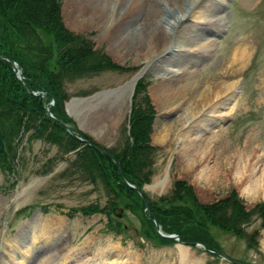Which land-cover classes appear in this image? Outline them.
I'll return each instance as SVG.
<instances>
[{"label":"rangeland","instance_id":"1","mask_svg":"<svg viewBox=\"0 0 264 264\" xmlns=\"http://www.w3.org/2000/svg\"><path fill=\"white\" fill-rule=\"evenodd\" d=\"M60 1L69 31L133 69L65 85L70 100H88L73 103L71 112L68 107L76 129L104 149H119L128 135L133 92L102 93L131 82L173 37L174 54L144 76L157 113V152L155 175L142 189L152 199L165 197L179 179L193 186L202 204L236 192L247 213L259 210L264 190L246 192L244 181L264 177V0ZM199 12L206 21L192 18ZM24 148L16 161L11 157L12 172L0 171V264H231L200 247L141 238V224L128 212L129 219H119L126 233L110 230L105 214L88 210L105 205V189L70 169L74 155L53 161L59 149L43 141L25 139ZM29 206L33 212H23ZM262 224L256 213L243 226L247 239L259 232L256 249L221 230L213 231L214 242L232 260L264 264Z\"/></svg>","mask_w":264,"mask_h":264},{"label":"trees","instance_id":"2","mask_svg":"<svg viewBox=\"0 0 264 264\" xmlns=\"http://www.w3.org/2000/svg\"><path fill=\"white\" fill-rule=\"evenodd\" d=\"M14 61L23 72V83L16 77L13 66L5 60ZM109 71H126L115 64L106 54L94 51L93 44L85 37L70 32L63 22L59 0H0V168L12 171V156L17 158L21 139L28 135L32 140H43L58 146L63 152H72L84 146L79 152L75 168L91 181L103 183L110 195V204L105 209L91 207L95 214L122 207L138 214L144 226L142 235L155 239L161 245H172V240L160 238L137 191L149 184L155 171L151 146L152 124L156 113L147 95L148 83L139 82L130 117V139L112 154L119 168L92 147L70 135L58 121L72 126L75 135L92 141L80 133L67 116L64 103L68 96L64 91L67 82L92 78ZM34 93L45 94V98ZM87 95V94H83ZM55 102L51 109L55 120L47 115V104ZM93 142V141H92ZM152 214L167 234H177L183 243H200L215 252L222 248L214 242L212 229H219L247 239L243 226L256 213L263 219L264 204L259 210L247 213L236 192L214 204H202L193 188L185 181H175L168 196L151 199L144 194ZM116 231L122 230L117 222ZM259 232L247 239L249 247L256 249Z\"/></svg>","mask_w":264,"mask_h":264},{"label":"bare ground","instance_id":"3","mask_svg":"<svg viewBox=\"0 0 264 264\" xmlns=\"http://www.w3.org/2000/svg\"><path fill=\"white\" fill-rule=\"evenodd\" d=\"M171 1L173 2L174 0H171ZM197 1H199V0H197ZM196 15H197V17H194ZM192 18L198 20L199 22H204V21H206L205 19H207V16L205 14H202L201 12H199L197 14H194L192 16ZM176 43L177 42H175L174 39L170 41V46H169V50L170 51H172L174 49L176 50V48H177V44ZM206 170H207V168L201 170V172H202V174L204 176H206ZM247 178L248 179H245V181H244L245 182L244 184H246V188H245L246 192L257 193V192H259L261 190H264V177L260 178V179H252L253 177L248 175ZM168 180H169V176L167 175V177L165 179V182H168Z\"/></svg>","mask_w":264,"mask_h":264},{"label":"water","instance_id":"4","mask_svg":"<svg viewBox=\"0 0 264 264\" xmlns=\"http://www.w3.org/2000/svg\"><path fill=\"white\" fill-rule=\"evenodd\" d=\"M135 85V83L133 84V86ZM128 86V85H127ZM124 87H121V88H118V89H115V90H111V91H108L104 94H108V95H118L119 93H122L124 91ZM88 101V100H87ZM158 229V227H157ZM224 259L228 260L229 262L233 263V264H242V263H239V262H235V261H232L230 259H228L227 257L223 256Z\"/></svg>","mask_w":264,"mask_h":264}]
</instances>
